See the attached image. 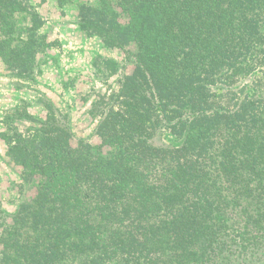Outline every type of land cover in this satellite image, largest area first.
I'll use <instances>...</instances> for the list:
<instances>
[{"label": "trees", "instance_id": "1", "mask_svg": "<svg viewBox=\"0 0 264 264\" xmlns=\"http://www.w3.org/2000/svg\"><path fill=\"white\" fill-rule=\"evenodd\" d=\"M95 2L80 7L81 28L109 47L134 44L133 72L98 112V147L67 144V124L48 119L32 134H0L21 187L39 179L30 204L0 216V264L243 258L264 238V0ZM21 4L0 0V58L28 75L41 44L34 26L13 37ZM101 61L115 74L114 59ZM234 76L252 82L222 108Z\"/></svg>", "mask_w": 264, "mask_h": 264}, {"label": "rangeland", "instance_id": "2", "mask_svg": "<svg viewBox=\"0 0 264 264\" xmlns=\"http://www.w3.org/2000/svg\"><path fill=\"white\" fill-rule=\"evenodd\" d=\"M19 1L24 10L15 15L13 37L23 40L25 29L34 26L41 46L28 75L10 69L0 58V134L13 129L22 135H28L27 131L32 134L40 122L48 119L56 125L67 124L70 133L67 144L75 146L85 141L100 146L101 139L95 134L98 112L104 109V104H113L123 76L132 74L133 67L125 56L134 52V44L126 50L109 47L105 42H110L109 36L81 28L80 7L87 4L94 8L95 0H67L64 4L59 0ZM115 10L119 23L125 24L126 15L120 14L119 8ZM102 58L115 60V74L109 75ZM233 82L216 97L222 108L230 106L239 88L251 84L252 78L234 76ZM119 105L120 101L116 102L114 109ZM102 151L106 152L107 148L103 147ZM21 175V168L7 156L6 143L0 136V211H3L0 216L14 213L21 204H30L37 196L39 179L21 187ZM245 253L231 264H264V238L256 247H247Z\"/></svg>", "mask_w": 264, "mask_h": 264}]
</instances>
